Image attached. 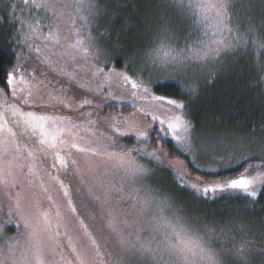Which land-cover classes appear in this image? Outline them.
<instances>
[{
  "label": "rangeland",
  "instance_id": "rangeland-1",
  "mask_svg": "<svg viewBox=\"0 0 264 264\" xmlns=\"http://www.w3.org/2000/svg\"><path fill=\"white\" fill-rule=\"evenodd\" d=\"M191 1L224 4L222 0ZM43 3H48L50 7L42 8ZM182 10V7L175 4V14H180ZM197 10L203 18L216 19L215 9ZM94 11V5L88 0H27V3L25 0H16L12 3L11 10L12 20L18 25L16 42L25 48L28 56L43 62L63 53L64 55L73 53L75 55L73 64L65 60L64 57L67 55L64 57L62 55L60 58L63 63L60 65L62 69L70 68V64L78 66L81 61H77V53L88 55L91 48L88 41H97L104 36L102 30L109 25V20L98 17ZM52 35L60 40L59 44H55L52 39H45ZM109 36L111 43L117 42L116 35ZM142 37L141 34H135L132 40L135 38L134 40L139 41ZM176 40L177 34L175 43ZM77 41L81 43L75 49L70 47ZM137 49L140 50V47ZM122 51L125 55L128 54L126 49L122 48ZM117 53L114 51L112 55L118 56ZM74 73L76 74L74 79L79 81L77 82L79 87L83 84L80 81L85 75L89 80L97 76L91 69L85 74L81 66ZM108 74L109 76H106L107 74L102 73L107 78L103 82L112 89L111 91L101 93L100 83L92 81L83 84L92 91L80 87L87 91L85 96L93 105L92 109L78 114L77 111V115L59 114L70 118L78 125L72 130L73 135L65 133L62 138L69 143L75 138V142L80 146L94 147L99 151L122 153L131 150L135 165L146 171L142 175H127L123 168L117 167L116 161L90 154L86 156L77 152L75 148L68 149L72 154L71 158L66 155L65 150L60 151V156L67 163L66 170L57 163L55 150L37 152L34 159L25 158L23 155L17 159L14 152H9L6 157L0 156V159L11 162L9 183L7 185L0 183V264H36L37 250L44 264H68V261H71V264H79V260L72 252L73 247L85 264H141L142 258L134 255L137 248L147 250L145 258H148V254L151 255L150 264H257L258 260H245L241 256L231 254L230 258L224 259L216 254L224 253L227 246L221 236L214 251L196 236L198 220L195 218L193 200L185 196L188 192L187 183L180 178L167 177L163 170L162 160L166 161L162 154L150 151L141 144L144 140L140 137L141 132H148L149 126L155 125L158 129L161 127L153 117H171L181 114L182 111L179 109L166 111L158 107L157 103H138L139 110L132 116L124 118L104 116L100 112V106L112 99L118 100L117 95L122 94L117 92L118 83L128 82L124 80V74L120 75L117 71ZM66 77L73 80L72 76ZM7 99L9 102L5 103V98L0 97V112L6 111V118H11L12 110L16 107L28 110L27 106H19L17 98L13 102L12 91L9 92ZM89 113L91 115H88ZM66 123L67 121L57 127H64ZM122 132L127 134L121 135ZM31 134L32 130L27 129V135ZM126 137L128 139H124ZM130 137L136 143L132 142ZM240 137L243 141L238 139ZM4 138L7 139L6 136ZM169 139L176 149L187 155L204 171L211 161H217L215 166L225 171L229 169V161L235 164L238 159L243 160L245 156L249 159H264L262 134L253 137L239 136L192 127L190 151ZM141 149L144 151H140ZM2 152L3 146L0 145V153ZM153 152L155 158L149 155ZM73 159L77 161L75 165L72 163ZM166 164L181 176L186 173L177 161ZM53 177H58L67 185L73 204L77 207L75 215L68 209L67 198ZM41 184L47 191L41 188ZM17 194H20L24 220H27L30 227H24L20 216L14 212ZM49 196L59 206L63 220L59 226L53 220L52 227L47 229L39 217L38 209L48 211L55 217L57 209L47 199ZM10 210L13 211L12 215H9ZM77 217L84 221L91 239L81 228ZM213 220L215 222L210 221L208 228L216 227L219 220ZM220 221L221 227L223 224L228 226L246 224L239 212L225 213ZM181 228L187 239L198 242L203 248L202 253L198 248H194L193 252L170 254V245L179 243L173 230L178 232ZM212 237L217 239L216 235ZM92 240H95V245ZM134 245L137 247L134 248ZM208 257H211V260Z\"/></svg>",
  "mask_w": 264,
  "mask_h": 264
},
{
  "label": "trees",
  "instance_id": "trees-1",
  "mask_svg": "<svg viewBox=\"0 0 264 264\" xmlns=\"http://www.w3.org/2000/svg\"><path fill=\"white\" fill-rule=\"evenodd\" d=\"M3 1L0 0V81L7 71L17 66L13 88L19 106H23L20 104L21 99L30 98V93L35 96L42 92L45 99H48L49 93L63 99L66 93L74 103L70 106L58 104L55 108H49V112L77 115L88 111L93 105L84 102L87 99L86 87L81 89L77 84L79 81L74 79V72L80 66L85 74L90 69L97 73L92 80L85 75L80 82L100 83L101 93L108 92L112 89L103 81L112 71L127 75L130 81L138 80L137 73L141 74L139 79L147 80L154 66L146 54L154 44L161 42L165 51L172 55L181 53L187 59L179 71L172 72L169 86L153 88V95L166 96L184 104L185 108L179 110L187 113L196 129L239 136H264V0H222L226 5L223 24H219L216 19L201 17L197 8L191 7L195 4L191 0H184L180 14H175V4L181 7L180 0H88L94 5L97 16L109 20V25L102 30L104 36L97 41L94 39L97 43L87 40L91 47L88 55L77 53V61H81L78 66L72 65L73 53H66V57L64 53L60 54L47 62L28 56L25 48L16 42L18 25L11 16L12 3L16 0L10 3L6 0L4 4ZM109 34L116 35V43H111ZM135 34H141L142 39L132 40ZM126 37L130 39L126 40ZM122 48L128 54L125 55ZM216 50L218 55H213ZM114 51L118 52V56L112 55ZM205 52H208L206 57L203 55ZM194 53L201 55L197 58ZM62 55L72 63L70 68L63 69L64 72L60 65L63 63L60 58ZM64 73L70 74L73 80ZM102 73L107 75L103 76ZM118 84L117 92L122 94L117 95L118 100L112 99L100 106L104 116L124 118L138 112V103H157L143 87L132 88L130 82ZM10 91H7L6 96H9ZM152 128L155 131L147 132L148 143L143 140L141 144L150 151L160 152L168 163L179 162L188 180L162 160L167 177L180 178L188 184L189 180L207 174L176 149L170 139L158 140L156 132L159 129L155 125ZM24 139L19 140L24 142ZM238 139L243 141L242 137ZM131 141L136 143L133 138ZM249 160L256 164L261 159ZM225 171L231 175L237 174L233 168ZM250 175L255 176L257 172L252 171ZM187 190L185 196L193 200L195 218L198 220L196 236L209 249L214 251L221 236L227 246L224 253L216 254L222 258L228 259L231 254L264 264V187L259 186L255 199L242 192L210 193L205 196L189 186ZM231 212H239L246 224H223L221 227L220 220L225 213ZM213 219L219 220L216 227L208 228L210 221L215 222ZM213 235L217 239H213Z\"/></svg>",
  "mask_w": 264,
  "mask_h": 264
},
{
  "label": "snow or ice",
  "instance_id": "snow-or-ice-1",
  "mask_svg": "<svg viewBox=\"0 0 264 264\" xmlns=\"http://www.w3.org/2000/svg\"><path fill=\"white\" fill-rule=\"evenodd\" d=\"M27 3V0H25ZM181 7L184 6V0H180ZM42 8H48L50 5L48 3H43ZM193 8H200L202 10L215 9L216 19L219 24H223V17L226 15L225 7L223 3H195L192 4ZM45 39H52L55 44H59L60 40L54 35L45 37ZM81 42L77 41L76 44L70 45L72 48H76ZM39 51V49L37 50ZM163 52V55L161 53ZM147 57L154 66L152 68V73L149 74L147 80L139 79L140 73H137L138 80L130 81L127 75H123L125 81L131 83L132 88L143 87L144 91L149 94L151 99L157 102L158 107L165 109L166 111H172L173 109H184L185 105L180 103L176 99H172L166 96L153 95V88L161 89L168 87V81L172 79V72L179 71L183 67V61L187 59L181 53L172 55L171 52L165 51L162 43L158 42L154 44L152 48L147 52ZM194 55L199 58L200 53H194ZM206 57L208 52L203 53ZM213 55H218V50H216ZM63 72L64 70L61 69ZM97 71H100L99 69ZM17 73V66H13L11 70L5 73L2 81H0V97L5 98V103H8L6 93L8 90L12 91L13 102H15L16 93L13 88V82ZM69 75L70 74L65 73ZM154 74V75H153ZM80 87H86L81 84ZM87 91H92L90 87H86ZM79 95V94H76ZM30 98H24L20 100L21 105H26L28 110L24 111L20 107H16L12 110L11 118L7 117V112H0V145L3 146V152L0 156L6 157L9 152H14L16 158L19 159L21 155L25 158L34 159L37 152H48L50 150H55V156L57 157V163L61 165L65 170L67 169V163L60 156V151L65 150L66 155L71 158V152L68 149L75 148L77 152L83 153L86 156H100L102 158L106 157L110 161H116L117 167L123 168L127 175H142L146 170L140 166L135 165L131 157V150L127 152H109L107 150L99 151L94 147H82L75 142L69 143L66 139L62 138L66 133L68 135H73L72 130L77 128L74 122L70 118L61 116L55 112H49V108H55L58 104H64L65 106H70L74 101L67 96L63 99L59 96H53L51 93L48 95V99L42 92H38L35 96L29 94ZM85 103H91L85 98ZM81 107L83 104L80 105ZM88 115H91L89 113ZM15 117H20V119H15ZM154 121L158 123L161 127L159 131L156 132V137L158 140L167 141L169 138L174 140L178 146L186 147L191 150V132L192 124L187 113H181L179 115H172L171 117L159 118L153 117ZM67 123L64 127H57V125ZM11 125V126H9ZM32 130L31 135H27V129ZM149 131H155L151 126H149ZM181 132L183 135H181ZM38 134V135H37ZM127 133L122 132L121 135H126ZM147 132H141L140 137L144 139L145 143H148ZM20 138L24 139V142H18ZM31 141L29 144L28 141ZM140 151H144L141 149ZM150 156L155 158V152L149 153ZM75 165L77 161L72 160ZM217 161L209 162L207 167V174L204 176H197L194 180H189L186 186L191 187L194 191L200 192L207 196L208 194L215 193H226V192H242L246 196L255 199L257 196V186L264 187V159H261L258 163L253 164L247 156L243 160H237L235 164L231 161L228 162V167L233 168L236 175H231V173L226 171H221L220 167H216ZM10 161L0 159V183L7 185L9 183L8 176L11 175ZM31 171V169H29ZM252 171L257 172V175L251 176ZM59 184L60 189L63 191L64 196L67 198V207L73 215L77 212V207L73 204L70 191L65 183H63L58 177H53ZM184 179L188 180L187 173L184 174ZM31 183V182H29ZM184 186V185H182ZM41 188L47 191L41 184ZM47 199L56 207L55 217H52L48 211H41L38 209V214L43 224L47 229H50L53 224V220L56 221L57 226H59L60 221L63 220V216L59 211V206L52 201V197L49 196ZM16 215L20 216L24 223V227H30L27 220H24L23 210L20 204V194H17L16 207L14 209ZM13 211L10 210L9 215H12ZM81 228L84 230L86 235H89L91 239V234L88 233L87 227L84 225L83 220H79L77 217ZM19 227V225H17ZM35 231V230H34ZM174 234L179 241L175 245H170L169 252L173 254L175 252H193L194 248H198L200 252H203V248L198 244L197 241L190 240L186 238V233H184L183 228L180 231L173 230ZM93 245H95V240H92ZM134 248L137 246H133ZM72 252L76 255L79 260V264H85V261L80 256V254L73 247ZM147 250L142 248H137L134 255L141 257V264H150L151 255L148 254V258H145ZM99 254V252H97ZM211 260V257H208ZM36 264H44L43 258L37 250L36 252ZM71 264V261H68Z\"/></svg>",
  "mask_w": 264,
  "mask_h": 264
}]
</instances>
